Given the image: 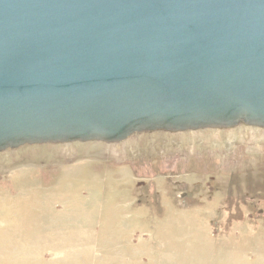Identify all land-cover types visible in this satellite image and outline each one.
<instances>
[{
  "label": "water",
  "instance_id": "1",
  "mask_svg": "<svg viewBox=\"0 0 264 264\" xmlns=\"http://www.w3.org/2000/svg\"><path fill=\"white\" fill-rule=\"evenodd\" d=\"M264 130V0H0V154Z\"/></svg>",
  "mask_w": 264,
  "mask_h": 264
},
{
  "label": "rangeland",
  "instance_id": "2",
  "mask_svg": "<svg viewBox=\"0 0 264 264\" xmlns=\"http://www.w3.org/2000/svg\"><path fill=\"white\" fill-rule=\"evenodd\" d=\"M146 135L0 154V264H264V134Z\"/></svg>",
  "mask_w": 264,
  "mask_h": 264
},
{
  "label": "flooded vegetation",
  "instance_id": "3",
  "mask_svg": "<svg viewBox=\"0 0 264 264\" xmlns=\"http://www.w3.org/2000/svg\"><path fill=\"white\" fill-rule=\"evenodd\" d=\"M209 131H214L215 133H217V132L218 133L219 132H227L228 134H232L234 132V130H232V131H229V130L228 131H226V130H221V131L208 130V131L196 132V133L190 134V135H196V134L201 135L202 133H208ZM241 131L246 132V133H248L250 131V132L256 133L258 135H263L264 134V130H261L259 128H251V127H249V128L241 129ZM167 135L170 136L171 134H167ZM175 135H177L178 137H183L184 134H175ZM146 136H148V135H146ZM92 144H101V143H92ZM186 194H187L186 192H183V196L186 195Z\"/></svg>",
  "mask_w": 264,
  "mask_h": 264
}]
</instances>
